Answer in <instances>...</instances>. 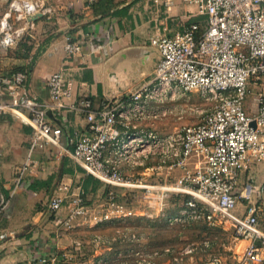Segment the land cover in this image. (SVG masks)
Listing matches in <instances>:
<instances>
[{
	"label": "built area",
	"instance_id": "1",
	"mask_svg": "<svg viewBox=\"0 0 264 264\" xmlns=\"http://www.w3.org/2000/svg\"><path fill=\"white\" fill-rule=\"evenodd\" d=\"M144 2L150 18L158 21L159 31L149 38L158 58L150 77L133 91L97 105L86 96L67 104L73 84L68 62L83 48L81 39L70 37L64 43L66 62L45 79L47 101L31 92L25 69L0 75V115L9 113L30 126L27 159L16 177L27 170L32 151L61 144L63 127L53 123L48 112L75 110L84 116L85 125L74 131L72 147L64 153L103 182L105 197L99 210L91 212L80 188L59 187L50 207L58 210L69 205L64 224L69 226L85 215L94 224L136 215L141 212L136 206L117 198L128 190L141 189L143 204L157 211L166 210L171 191L187 192L190 196L183 207L168 220L203 218L216 223L223 219L247 240L233 264H264V233L258 226L256 205L248 202L244 211L237 209L238 196L248 198L252 184L236 190L239 173L252 162H264V0ZM181 4L192 5L197 18L183 19ZM42 11L40 0H8L0 13V47L16 45ZM191 90L198 91L210 107H197L195 122L156 129V122L181 119L175 99L181 91ZM150 177L156 180L147 181ZM256 189L264 193V175ZM191 250L173 252L171 245L140 248L134 251L132 264H154L165 255L180 262ZM28 264L61 261L49 253ZM205 264L223 263L212 257Z\"/></svg>",
	"mask_w": 264,
	"mask_h": 264
},
{
	"label": "crops",
	"instance_id": "2",
	"mask_svg": "<svg viewBox=\"0 0 264 264\" xmlns=\"http://www.w3.org/2000/svg\"><path fill=\"white\" fill-rule=\"evenodd\" d=\"M141 1L143 11L136 15L127 10L133 0L117 3L114 0L110 8L103 10L87 4V0H40L45 12L33 17L22 43L18 41L7 49L0 47V75H4L7 69L28 68L31 92L47 101L45 79L66 62L64 43L70 37L81 39L83 48L68 62V77L73 84L67 104L87 95L97 105L102 100L133 91L150 77L158 58V51L149 40L159 31L158 21L154 20L152 25L146 22L153 19L144 0ZM7 2L0 0V12L7 7L4 6ZM187 9L193 10V6L181 4L179 11L183 19ZM130 15L139 16L140 20L133 21ZM48 117L63 127L61 144L32 151L27 170L17 179L16 173L28 155L30 126L9 113L0 115V233H5L0 237V264H28L49 253L57 254L61 264L118 261L122 258L120 254H107L108 244L96 238L104 234L105 239L104 225L93 226L96 224L85 215L75 218L67 226L63 222L67 214L66 204L59 210L50 208L54 191L68 186L75 190L80 188L91 212L98 211L104 197L100 190L105 185L85 173L64 153L65 148L72 147L74 131L84 127V116L65 108L63 111H49ZM167 124L165 120L154 123V126L166 131L169 130ZM255 169H261L263 178V161L250 163L243 172L251 179V171ZM142 209L141 212L150 210ZM258 226L264 233V223L260 222ZM244 240L240 253L234 255L237 259L247 244ZM154 264H168V261L157 257Z\"/></svg>",
	"mask_w": 264,
	"mask_h": 264
},
{
	"label": "rangeland",
	"instance_id": "3",
	"mask_svg": "<svg viewBox=\"0 0 264 264\" xmlns=\"http://www.w3.org/2000/svg\"><path fill=\"white\" fill-rule=\"evenodd\" d=\"M120 1L121 0H116V3ZM7 3L4 5L5 7L7 6ZM113 3H115L114 0L112 5ZM128 6L129 7L127 10L130 13L137 15V13L139 14L143 11L141 0H133V3ZM192 11L194 12V10ZM192 11L189 12L186 10V15L184 17L185 20L197 18L195 14H192ZM132 15L130 16L133 21L140 20L139 16L134 17ZM146 22H150L151 25L154 24V20H148ZM23 40L24 39L21 38L19 42L22 43ZM175 100L176 104L178 105L177 108H181V119L170 117L169 120H167V126L170 130L182 123L195 122L197 120L198 114L195 110L197 107L203 110L210 107L209 101L206 100L196 90L181 91V96ZM243 171L239 173L240 178L237 179V192H239L240 189L243 190L247 182L252 184L253 190L251 191L248 198L238 196L237 209L242 212L244 211V207L248 202L254 203L256 205L255 214L258 224L260 222L264 223V196L258 191V189H256V186L260 184L262 171L261 169L252 170L251 173L253 178L251 179H248L244 173L245 171ZM140 172L141 171L139 169L137 173ZM146 180L154 181L156 179L150 177ZM170 180L172 182L174 181L173 178H170ZM104 190L105 187L101 188L100 194L103 196L104 193L105 197ZM55 191L59 192L60 190L57 189ZM141 194L142 190L138 188L135 191L128 190L122 195L119 193L117 198L123 202H127L129 205L134 207L136 206L140 209V211H143L142 208L145 205L143 203H146V201H143ZM189 196L190 193L187 192L171 191L167 197V207L164 211L155 212L152 211L151 208V211L147 210L146 212H139L136 215L116 219L114 221L101 222V226L104 225L103 227H105L106 231L105 239L103 237L104 234H102V237L96 236V238L97 240L98 238L103 239V242L108 244L106 251L107 254L118 253L120 254V257H122L118 261H116V259L112 261L113 264H129V259L134 257V251H137L140 248L144 251H147L148 249L154 247L160 248L165 245H171L173 247V252L180 251L182 248L186 247L192 248L191 252L189 253L191 255L188 257H183L182 261L180 262H173L168 255L160 256L163 257V259L166 258L168 264H205L212 257H219L223 264L235 263L237 261V257L234 255L240 253L245 240L242 236L236 234L233 226L229 225L223 219L221 221H217L216 223L208 222L203 218L188 219L186 221L168 220V215L177 212L180 207H183L184 200ZM98 224L99 223H96V225L93 226H98ZM132 233L135 234V238H132ZM187 255L188 254H184V256Z\"/></svg>",
	"mask_w": 264,
	"mask_h": 264
},
{
	"label": "trees",
	"instance_id": "4",
	"mask_svg": "<svg viewBox=\"0 0 264 264\" xmlns=\"http://www.w3.org/2000/svg\"><path fill=\"white\" fill-rule=\"evenodd\" d=\"M109 1V2H108ZM112 2H113V0H107V1H105V0H93L92 2H91V4L90 5H92L93 7H95V6H97L98 7V9H101V10H103V9H107V8H110L111 6H112ZM128 6V5H127ZM119 11H122V10H120V9H118ZM194 19V18H193ZM189 20H192V19H189ZM11 69H14V68H11ZM10 69V70H11ZM15 69H20V68H15ZM9 69H7V72L6 73H4V75L5 74H8V72L10 71ZM21 70H23V69H21ZM25 70L28 72V68H25ZM46 84V83H45ZM89 97V96H87V95H82V96H80L79 98H81V97ZM79 98H77L76 100H78ZM90 98V97H89ZM91 99V98H90ZM75 100V101H76ZM74 102V101H73ZM28 125V124H27ZM79 166V165H78ZM82 168V167H81ZM83 170V169H82ZM84 171V170H83ZM85 172V171H84ZM86 173V172H85ZM89 175H91V174H89ZM92 176V175H91ZM94 177V176H93ZM94 178H96V177H94ZM97 179V178H96ZM99 180V179H98ZM82 195L84 196V199H85V201H86V198H85V195H84V193H83V191H82ZM188 198V197H187ZM186 198V199H187Z\"/></svg>",
	"mask_w": 264,
	"mask_h": 264
},
{
	"label": "water",
	"instance_id": "5",
	"mask_svg": "<svg viewBox=\"0 0 264 264\" xmlns=\"http://www.w3.org/2000/svg\"><path fill=\"white\" fill-rule=\"evenodd\" d=\"M250 125H252L254 127L255 126V121L254 120H251L250 121Z\"/></svg>",
	"mask_w": 264,
	"mask_h": 264
}]
</instances>
